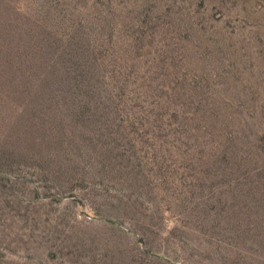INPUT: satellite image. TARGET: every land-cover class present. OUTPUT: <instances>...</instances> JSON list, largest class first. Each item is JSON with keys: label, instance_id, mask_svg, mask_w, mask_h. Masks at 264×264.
Here are the masks:
<instances>
[{"label": "rangeland", "instance_id": "rangeland-1", "mask_svg": "<svg viewBox=\"0 0 264 264\" xmlns=\"http://www.w3.org/2000/svg\"><path fill=\"white\" fill-rule=\"evenodd\" d=\"M81 22L123 117L34 115L26 57ZM135 241L264 264V0H0V264H165Z\"/></svg>", "mask_w": 264, "mask_h": 264}, {"label": "trees", "instance_id": "trees-1", "mask_svg": "<svg viewBox=\"0 0 264 264\" xmlns=\"http://www.w3.org/2000/svg\"><path fill=\"white\" fill-rule=\"evenodd\" d=\"M74 25L75 24L71 25L70 28ZM81 25L82 22L81 24H76L72 29V33L70 32L67 37H61L62 39H45L39 47L37 54L26 57L27 65L30 68V79L33 80V83H39L37 86H30L26 91V99L31 109L33 108L34 115L36 111H41L44 117H77V119H80V117H123V115H120L122 112H118V105L109 108L108 104L105 108L102 107L104 108L103 114L100 112L101 106L94 101L95 94L101 91L97 83L102 82L103 75L97 71L89 73L90 68L95 69L99 67L95 57L85 53V51L89 49L92 39L88 36L87 32H84ZM85 66L89 70H85ZM130 76L131 75L127 74L121 80L122 87L127 85ZM134 78L135 77H133L132 80H134ZM60 82H67V84L64 83L65 86L60 88L58 86ZM126 117H130L128 112ZM160 117L162 118L164 116L161 113H157L151 118L149 125L152 129L161 128V126L157 124L161 119ZM179 123L180 122L177 121L172 123L177 127L175 129L176 136L180 133L178 127ZM94 132L96 133L95 129ZM89 136L90 134L88 138ZM92 136L93 138L95 137L94 133ZM100 138L102 137H99L98 140H100ZM106 143L107 142H105V144ZM173 143V149H180L185 158L188 157L191 161H197L198 152L196 149L191 150V148H189L186 150L178 141H173ZM182 148L184 151H182ZM162 162L164 164L163 159ZM198 162H196V164ZM214 218H216V216H214ZM110 223L112 222L110 221ZM237 232L238 233L230 234L232 240L233 238L244 237L243 235L245 232H240V230ZM212 236L213 235H206L203 239V243L209 246L206 247V249L210 250L212 254L217 257V260L221 258L232 263L237 261L244 262V258L235 250L224 252L227 248L218 244ZM227 236L229 237V233ZM134 246L136 248H133L131 252L135 256L142 257L149 255L156 262L176 264V261H174L175 259L163 257L158 251L153 249L154 247L151 244L147 247L144 242L141 244L139 241H135Z\"/></svg>", "mask_w": 264, "mask_h": 264}]
</instances>
